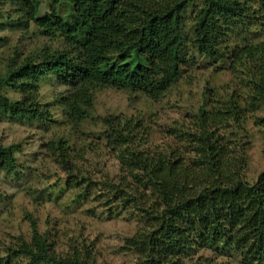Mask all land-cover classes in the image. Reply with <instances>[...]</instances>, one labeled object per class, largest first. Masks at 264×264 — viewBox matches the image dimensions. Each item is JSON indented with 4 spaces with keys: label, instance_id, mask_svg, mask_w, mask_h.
<instances>
[{
    "label": "trees",
    "instance_id": "1",
    "mask_svg": "<svg viewBox=\"0 0 264 264\" xmlns=\"http://www.w3.org/2000/svg\"><path fill=\"white\" fill-rule=\"evenodd\" d=\"M252 1L52 0L38 17V0H0V6L17 7L19 20L13 26L27 29L32 24L61 45L44 46L7 67L0 88L19 97L11 100L0 94V117L48 123L50 113L39 98V85L48 76L71 89L67 115L73 122L88 117L93 93L105 87L140 92L157 101L180 77L187 42L199 56L219 59L237 74L239 90L218 97L210 108L200 106L189 125L168 129L181 143L180 150L150 152L144 147L145 127L136 119L104 120L106 139L118 152L123 175L118 182L107 179L103 186L112 198L133 204L143 214L145 225L121 248L137 255V264H184L201 250L233 255L237 264H264V171L252 184L245 180L247 134L237 136L247 114L264 107V48L248 41L228 43L232 28L249 18L264 24V0L256 10ZM57 4L65 7L61 14ZM192 7L188 40L184 27ZM255 124L264 126V118ZM233 127L235 133L224 134ZM47 147L68 172L67 184L74 179L72 185L90 187L88 177L72 175L63 139ZM18 149L0 145V172H17ZM31 227L29 242L19 239L7 247L0 264H97L83 241L71 242L67 252L58 254L55 245Z\"/></svg>",
    "mask_w": 264,
    "mask_h": 264
},
{
    "label": "rangeland",
    "instance_id": "2",
    "mask_svg": "<svg viewBox=\"0 0 264 264\" xmlns=\"http://www.w3.org/2000/svg\"><path fill=\"white\" fill-rule=\"evenodd\" d=\"M38 1L37 16L43 17L52 0ZM258 6L259 0L252 1L253 9ZM64 8L63 4L56 6L59 14ZM194 10V7L188 10L185 20L188 40L192 38ZM16 11L14 3L0 6V80L10 64L20 63L44 46L50 49L61 46L59 41L44 37L32 24L27 29L13 26L19 20ZM263 26L258 19L249 18L245 25L232 28L228 43L235 46L248 41L264 48ZM236 75L219 59L211 61L199 56L187 42L180 77L157 101L140 92L105 87L93 93L88 117L80 122L71 121L67 115L71 89L56 76L44 79L39 85V98L40 105L46 106L50 113L48 123H20L0 117V145L19 146L14 154L17 172H0V258L19 239L29 242L33 224L48 243L55 245L58 254L67 252L70 243L76 240L89 245L97 264H137V255L121 248L127 238L145 225L143 214L133 204L123 205L120 199L112 198L103 186L107 179L118 182L123 175L118 152H113L106 139L104 120L136 119L145 127L144 147L150 152L168 154L173 149L180 150L181 143L170 136L168 129L189 125L200 106L206 104L210 108L218 97L239 90L242 86L238 85ZM0 94L11 100L19 97L7 87H1ZM262 118L264 107L247 114L241 130L237 131L238 139L247 134L243 140L248 143L244 177L250 184L264 171V126L255 124ZM231 132L235 133L234 127L224 134ZM59 139L68 147L69 162L74 166L72 175L88 177L89 188L86 184L72 185L77 181L74 179L67 184L68 172L57 153L47 147ZM200 259L211 260L212 264L238 263L233 255L216 256L201 250L184 264L208 263Z\"/></svg>",
    "mask_w": 264,
    "mask_h": 264
}]
</instances>
